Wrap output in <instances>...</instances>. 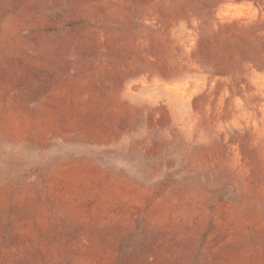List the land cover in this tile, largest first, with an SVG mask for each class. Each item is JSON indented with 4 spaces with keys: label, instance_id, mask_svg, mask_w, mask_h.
Masks as SVG:
<instances>
[{
    "label": "rangeland",
    "instance_id": "obj_1",
    "mask_svg": "<svg viewBox=\"0 0 264 264\" xmlns=\"http://www.w3.org/2000/svg\"><path fill=\"white\" fill-rule=\"evenodd\" d=\"M0 264H264V0H0Z\"/></svg>",
    "mask_w": 264,
    "mask_h": 264
}]
</instances>
